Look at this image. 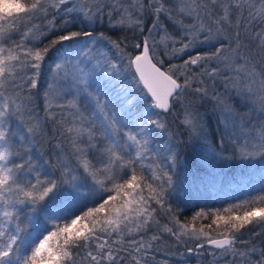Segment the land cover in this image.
<instances>
[{
	"label": "snow or ice",
	"instance_id": "1",
	"mask_svg": "<svg viewBox=\"0 0 264 264\" xmlns=\"http://www.w3.org/2000/svg\"><path fill=\"white\" fill-rule=\"evenodd\" d=\"M105 21L131 35L94 36ZM105 41L119 59L98 47ZM162 55L182 63L165 67ZM122 74L131 78L113 96L105 77ZM220 78L246 112L215 90ZM42 79L44 117L35 103ZM208 100L220 114L217 144L196 107ZM169 115L180 116L182 131L170 130ZM262 117L264 0H0V264H147L141 254L158 237L144 236L158 211L173 213L185 143L177 137L186 132L215 159H264ZM45 120L58 142L55 162L41 164L32 144L46 135ZM157 132L168 135L164 149L153 146ZM254 191L193 215L222 229L220 238L174 214L175 228L163 231L177 244L220 250L228 264H264V247L241 239L249 225L264 227V184Z\"/></svg>",
	"mask_w": 264,
	"mask_h": 264
},
{
	"label": "trees",
	"instance_id": "2",
	"mask_svg": "<svg viewBox=\"0 0 264 264\" xmlns=\"http://www.w3.org/2000/svg\"><path fill=\"white\" fill-rule=\"evenodd\" d=\"M50 18L51 17H49V19ZM60 22L61 21L59 19L56 21L57 24ZM187 22L190 23L191 21ZM33 23L40 25L42 28L45 25V22L42 20L33 21ZM81 27H83L84 30H91L90 26H81L79 24L75 25L73 30H79ZM94 27V36L99 35L100 32H104L106 35L111 36L112 39L115 40L122 38L124 35H131L130 32H125L120 29L109 30L106 21L103 26L97 24ZM168 27L169 31L171 32V23L168 24ZM174 35H179V33H174ZM52 38L53 37L49 35L47 39H44L43 43H40L38 46L43 47L44 44H47ZM14 39L18 40L19 36H15ZM242 39H245L243 35ZM98 47H100L102 51H107L110 56H114L119 59L117 50L113 48L112 45L107 41L103 42L102 46L98 45ZM161 53H163V49H161ZM162 58L165 60V67L168 66V63H182L181 58L171 61H169L167 57H163V55ZM130 78V76H125L123 74L119 80H117L115 77H113L111 80H108L105 77V81L108 85V88L110 89V94L115 96V90L118 88L121 90L124 85L127 84V81ZM45 87L46 82L44 79H42L39 86V92L36 94L35 100L38 115L40 117L45 116L43 100V91ZM133 95H135V93H133ZM129 99H131V97H129ZM196 107L200 108V110H205V117L208 119L211 130L214 133L210 138V142L211 144H217V136L215 135L217 121L219 120L217 111L214 110L212 104L209 102L201 104L197 101ZM167 119L169 121V128L171 131L177 133L182 131V126L177 127L179 125V117L177 115L173 116L172 118L171 115H169ZM43 126L46 135L36 137L35 142L32 144L33 155L34 158L37 159L38 163L42 164L44 161L54 163V145H56L58 141L57 139L52 138V123L45 120ZM156 135L158 139L154 141L153 146L156 147L158 145L161 148L166 135L165 133L160 134L159 132H157ZM177 139H180L185 143L182 145L181 161L173 172L174 187L168 196V204H170L173 209L172 214H174L181 223H188L197 230H199L201 226H204L205 231L210 232L213 237H218L217 232L221 231L222 229L217 230L215 225H212L211 229H209L207 225L211 223L210 219H198L193 222V215L201 209L205 211L208 209H222L228 204L235 203L237 200L243 199L246 194L254 195V190L258 189L261 185H248V182H244V184H242L238 183L237 181L230 182L229 180L227 181L226 185L223 180L220 182L219 186H216L217 188L214 189L213 192H210L212 189H210L211 186L209 181H206L207 179L203 176L206 173H203V166L200 163V160H198L200 151L196 147V144L193 141L188 142V135L186 132L182 136H178ZM65 151H67V149H65ZM46 167L48 166L46 165ZM49 170H51V168H49ZM185 174H188L189 176V178L186 177L185 179H191V184L194 183L192 187L184 183L183 178L186 176ZM199 181L202 182L201 185H199ZM202 187H204V189H208L203 194L202 190L204 189H202ZM172 214H166L163 211H158L156 214V220L159 223H153L149 227L144 239L147 242L152 236H157L158 240L151 242V249H146V255L143 253L141 254L143 260L146 261L147 264H215L214 255L209 253H215L218 249H212L210 246L205 245L203 249L195 250V244L197 243L196 241L188 240L186 242L177 244L173 235L163 231L164 225L175 228L174 223L170 222ZM248 229H251V231L246 229L241 239L249 241L250 244H258L264 247V227H255L253 225H249ZM252 232H258L260 234L253 236ZM189 247L194 249L193 253L191 254L188 252ZM236 247L242 249L244 248V245L237 243ZM254 259H258V257H254Z\"/></svg>",
	"mask_w": 264,
	"mask_h": 264
},
{
	"label": "rangeland",
	"instance_id": "3",
	"mask_svg": "<svg viewBox=\"0 0 264 264\" xmlns=\"http://www.w3.org/2000/svg\"><path fill=\"white\" fill-rule=\"evenodd\" d=\"M101 74H103V73H101ZM208 86H209V90L211 91L213 88V84L211 81H208ZM215 90L217 92L223 93L225 96H228L229 93H231V95L234 98L231 101V103H233L235 105L236 110L240 113H244L247 111V109L245 107H241L240 101L238 99H235V92L233 90H231V89H229L228 91L225 90V85L222 82V78L217 79V81L215 83ZM119 91H120V88L116 89L115 93H117ZM207 102L211 103L213 106V103L211 100H208ZM198 109L204 115L206 114L205 110H200V108H198ZM174 111H176L177 113L179 112V105H177V108L174 109ZM217 113H218V119H220V114H219V112H217ZM177 116L180 119V116L179 115H177ZM172 117L173 116L171 115V118ZM262 118H264V117H262ZM255 121H256V113L253 112L252 122H255ZM165 135H166V137L164 138L163 146L161 147V149H164L165 141H167V139H168L167 133H165ZM193 142L196 144V147L200 151V154L198 155V160H200V163L203 166V170H202L203 173H206L203 176L207 179L206 181H209V183H210V186H211L210 189H212V191H210V192H213L214 189L217 188L216 186H219L220 182L223 180L226 183V185H227L228 180L230 182L237 181L238 183H242V184H244V182H248V185H250V184H254V185L264 184V159H261V158L241 159L238 155L231 158V159H228V160L215 159V158H212L211 156H209L207 154V147L201 148L199 146L198 142H196V141H193ZM210 144H211V142H210ZM231 152H232V148L229 145L228 146V153H226V154H230ZM162 154H164V153L162 152ZM199 157H200V159H199ZM185 175L186 176H184V178H183L184 183L186 185L192 187L194 185V183L191 184L192 180L188 179L189 178L188 174H185ZM186 177H188L187 178L188 180L185 179ZM201 183L202 182H200L199 185H201ZM228 184H231V183H228ZM202 189H204V187H202ZM206 190H208V189L206 188V189L202 190V194L205 193ZM215 254H216V255H214L215 264H228L229 260L232 259L231 257H228V256L221 257L220 250H217L215 252ZM234 264H239V260L236 259L234 261Z\"/></svg>",
	"mask_w": 264,
	"mask_h": 264
},
{
	"label": "water",
	"instance_id": "4",
	"mask_svg": "<svg viewBox=\"0 0 264 264\" xmlns=\"http://www.w3.org/2000/svg\"><path fill=\"white\" fill-rule=\"evenodd\" d=\"M215 238H220V237H215Z\"/></svg>",
	"mask_w": 264,
	"mask_h": 264
}]
</instances>
